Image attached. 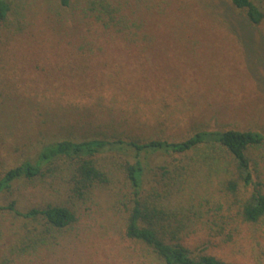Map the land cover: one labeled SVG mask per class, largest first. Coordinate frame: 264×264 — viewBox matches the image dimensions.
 Listing matches in <instances>:
<instances>
[{
  "label": "rangeland",
  "instance_id": "obj_1",
  "mask_svg": "<svg viewBox=\"0 0 264 264\" xmlns=\"http://www.w3.org/2000/svg\"><path fill=\"white\" fill-rule=\"evenodd\" d=\"M9 1V22L19 28L25 24V32L0 49L5 58L0 97L26 94L46 103L65 123L14 128L1 151L6 167L59 138L123 134L182 141L202 130L264 132V20L251 24L231 0H100L143 23L136 40H122L87 16L91 0H71L69 6L60 0ZM254 2L264 11V0ZM28 131L34 132L30 150L17 140ZM134 155L131 149L98 154L96 159L114 175L81 197L61 176L15 182L11 191L1 193V205L18 199L25 211L65 204L77 220L47 231L44 244L33 248L26 235L36 224L0 209V264H164L125 233L134 189L115 162H134ZM142 155L145 190L161 178L162 166L195 162L176 153ZM251 155L255 181L264 190V146ZM192 172L173 198L179 207L194 206L188 212L196 222L185 237L188 246L231 264H264V220L246 222L236 210L230 212L232 197L223 177L198 167ZM219 206L225 208L221 213L215 210ZM193 210H201L203 217Z\"/></svg>",
  "mask_w": 264,
  "mask_h": 264
},
{
  "label": "trees",
  "instance_id": "obj_2",
  "mask_svg": "<svg viewBox=\"0 0 264 264\" xmlns=\"http://www.w3.org/2000/svg\"><path fill=\"white\" fill-rule=\"evenodd\" d=\"M244 10L248 21L257 25L264 20V11L254 0H231ZM69 6L71 0H60ZM86 6L87 16L95 17L106 32L115 33L122 40H136L141 21L132 20L111 2L91 0ZM12 5L9 0H0V49L7 47L16 36L24 34L25 24L20 28L11 24ZM5 58L0 55V70ZM0 97V194L9 192L15 182L61 176L69 190L80 197L96 185L111 181L112 170L96 159L107 149H131L135 152L134 162L125 160L117 163L116 169L125 173L134 191L128 207L126 236L146 244L164 264H231L224 258L200 250L193 251L185 242L187 233L196 225L191 208L174 205V195L179 194L187 183L193 169H205L211 177H223L224 190L232 199L231 213L246 222L264 220V190L262 182L255 181L251 151L264 146V132L255 130H202L182 141L163 138H136L115 134L109 138L74 140L69 138L48 140L34 152H29L16 165L6 167L1 151L7 147L6 136L14 128H52L64 124L60 115L51 114L46 103L39 102L26 94ZM66 120V119H65ZM28 130V129H26ZM43 130L40 133L43 134ZM25 141L28 150L34 146V132L17 135ZM20 149V148H18ZM163 152L182 154L190 160L174 163L172 167L162 166L161 178L147 190L144 189L146 163L143 153ZM193 154V155H191ZM68 161V162H67ZM62 163L66 165L62 168ZM197 167H196V166ZM253 187L249 193V188ZM180 188V189H179ZM0 209L10 210L17 216L36 224L26 237L36 248L44 244L47 231L64 229L76 222L74 210L65 204L49 203L44 207H32L25 211L19 208V200H12ZM215 210L224 211V206ZM201 210L193 213L203 217ZM200 213V214H199ZM223 215V214H222ZM37 232V233H36ZM28 248H30L28 246Z\"/></svg>",
  "mask_w": 264,
  "mask_h": 264
}]
</instances>
